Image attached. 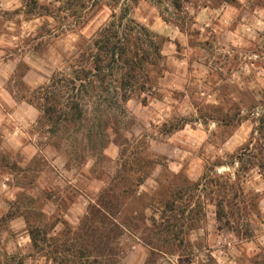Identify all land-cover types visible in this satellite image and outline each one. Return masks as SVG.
Returning a JSON list of instances; mask_svg holds the SVG:
<instances>
[{"label":"rangeland","instance_id":"374dc122","mask_svg":"<svg viewBox=\"0 0 264 264\" xmlns=\"http://www.w3.org/2000/svg\"><path fill=\"white\" fill-rule=\"evenodd\" d=\"M177 2L0 0V264H264V0ZM125 20L158 37L145 89L68 84L42 120Z\"/></svg>","mask_w":264,"mask_h":264},{"label":"trees","instance_id":"16d2710c","mask_svg":"<svg viewBox=\"0 0 264 264\" xmlns=\"http://www.w3.org/2000/svg\"><path fill=\"white\" fill-rule=\"evenodd\" d=\"M173 5L177 9L180 8L177 0H173ZM125 22L124 26L110 23L98 33L93 42L96 53L91 57L94 74L89 72L83 78L77 79L81 83L78 89L75 88L74 80L52 78L49 86L42 87L35 92L36 96L34 98H39L42 103L48 102L39 104L42 120L50 122L55 118L56 125L65 121L66 116H68V106L65 109H62L63 107L59 108L60 105L54 97L55 93L63 92V88H66L68 84L71 86L72 91L77 90L75 100H82L87 97L89 91L94 93L108 92V88L100 90L97 84H103L108 77L119 74L121 80L118 89L123 92V96H121L123 100L127 97L124 94L125 91L132 93L136 90L143 91L145 89V85L148 83L145 67L155 66L157 61L161 59L160 45L157 42L158 37L132 20H125ZM119 29H122V33ZM132 39L134 41H131ZM81 88L82 90H80ZM115 95L117 96L116 89ZM69 110H73L77 114V108L71 107Z\"/></svg>","mask_w":264,"mask_h":264},{"label":"crops","instance_id":"0c3cea01","mask_svg":"<svg viewBox=\"0 0 264 264\" xmlns=\"http://www.w3.org/2000/svg\"><path fill=\"white\" fill-rule=\"evenodd\" d=\"M5 208H6V210H5ZM7 211H8V203H6L4 201V199L3 200L0 199V215L3 214V213L6 214Z\"/></svg>","mask_w":264,"mask_h":264}]
</instances>
